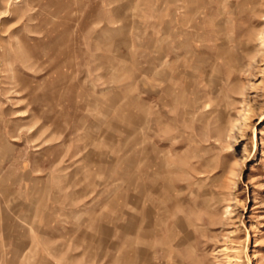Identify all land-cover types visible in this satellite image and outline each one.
I'll list each match as a JSON object with an SVG mask.
<instances>
[{
	"label": "rangeland",
	"instance_id": "374dc122",
	"mask_svg": "<svg viewBox=\"0 0 264 264\" xmlns=\"http://www.w3.org/2000/svg\"><path fill=\"white\" fill-rule=\"evenodd\" d=\"M0 264H264V0H0Z\"/></svg>",
	"mask_w": 264,
	"mask_h": 264
}]
</instances>
